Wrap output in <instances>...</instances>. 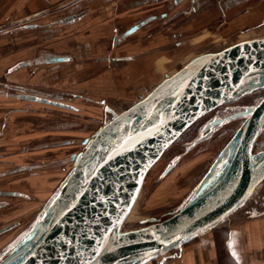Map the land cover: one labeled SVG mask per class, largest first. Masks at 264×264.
<instances>
[{"label": "rangeland", "instance_id": "rangeland-1", "mask_svg": "<svg viewBox=\"0 0 264 264\" xmlns=\"http://www.w3.org/2000/svg\"><path fill=\"white\" fill-rule=\"evenodd\" d=\"M42 1L0 0V26L6 23L0 28V83L6 84L0 87V230L7 227L0 233V260L42 221L73 169L70 156L84 148L83 138H92L112 118L106 105L120 113L193 58L264 37V0H252L249 11L237 8L223 13L215 6L211 13L206 11L208 15L199 12L177 19H173L174 11L170 18L161 17L160 13L168 11L166 3L150 2L128 10L123 8L127 0H72L70 6L66 0ZM113 5L115 10L110 11ZM77 7L88 12L72 24H58L50 32L44 28L36 33L23 30L30 23L47 25L60 20ZM35 11L40 13L31 16ZM13 13L17 16L10 20ZM154 13L159 19L123 36L126 29ZM47 54L67 55L70 61L47 65L42 63ZM37 57L40 65L13 70ZM21 95L57 101L73 109L21 99ZM263 98L264 90L246 95L185 131L148 173L124 230L162 221L201 189L216 184L230 157L234 135ZM212 121H216L213 127ZM207 126L211 128L205 132ZM64 140L73 143L59 144ZM263 150L264 130L253 152ZM218 157L222 159L211 170ZM27 166L31 168L21 170ZM18 169L21 171L11 172ZM7 191L20 195L1 194ZM260 213H264V182L221 224ZM30 242L21 243L17 250Z\"/></svg>", "mask_w": 264, "mask_h": 264}, {"label": "water", "instance_id": "water-1", "mask_svg": "<svg viewBox=\"0 0 264 264\" xmlns=\"http://www.w3.org/2000/svg\"><path fill=\"white\" fill-rule=\"evenodd\" d=\"M78 8L60 20L47 25L30 23L23 30L44 28L50 32L58 24H72L88 12ZM152 18L129 27L123 36ZM68 61L67 55L47 54L42 63ZM40 64L37 57L19 63L13 70ZM5 86L0 83V87ZM259 90H264V37L192 59L118 114L106 105L112 118L100 125L92 138H83L84 148L70 156L73 169L35 229L41 231L22 250L16 249L32 233L14 245L0 264H148L220 225L264 182V150L259 152V162L254 164L252 157L255 141L264 130V98L234 135L230 157L210 190L200 197L197 193L162 221L124 230L148 173L185 131L219 107ZM20 98L73 109L34 95ZM72 143L64 140L59 144ZM221 159L217 158L211 170ZM1 194L20 195L11 191ZM5 230L7 227L0 233Z\"/></svg>", "mask_w": 264, "mask_h": 264}, {"label": "crops", "instance_id": "crops-1", "mask_svg": "<svg viewBox=\"0 0 264 264\" xmlns=\"http://www.w3.org/2000/svg\"><path fill=\"white\" fill-rule=\"evenodd\" d=\"M151 17L159 19V16H147L133 26ZM230 221L231 224H221L200 233L180 249L164 254L148 264H264V213Z\"/></svg>", "mask_w": 264, "mask_h": 264}, {"label": "flooded vegetation", "instance_id": "flooded-vegetation-1", "mask_svg": "<svg viewBox=\"0 0 264 264\" xmlns=\"http://www.w3.org/2000/svg\"><path fill=\"white\" fill-rule=\"evenodd\" d=\"M45 1L48 2V0H44V1H42V3H44ZM66 1H67V2H65V3H67L66 5L70 6L73 2H76V1H80L81 2L83 0H73V2H72V0H66ZM247 1H249V0H159V1H156L155 3H166L165 6L168 9H165V10H168V11L160 13V15H164L165 14L164 18H166V17L170 18L171 17V13L170 12L174 11L175 12V17H173V19L174 18L177 19L179 17H183V16L185 17L186 15L198 14L199 12H202V14H207L208 15L207 12L211 13L212 9L215 8V6H220L219 9L221 8L220 11H222L223 13H226L227 11L234 10V9H237V8L246 9L248 7L249 9H252V7L250 5H247ZM148 3H150L149 0H127L126 4H123V6H124L123 8L129 10V9L135 8L136 6L144 7ZM184 4H185V8L182 7V5H184ZM66 5H64V6L67 7ZM116 8H118V7L116 6ZM201 8H202V10H200ZM113 10H115V6L114 5H113V9L110 10V11H113ZM3 11H4V9H3ZM108 11H109V9H108ZM203 12H206V13H203ZM32 13L33 14L31 16H33L35 14H38L40 12L35 11V12H32ZM152 15L153 16H158L156 13H154ZM16 16H17V14L13 13V14H11L9 16V19L11 20L13 18H16ZM149 16H151V14ZM155 19H153V20H155ZM5 24L6 23H4L2 26H0V28L4 27ZM146 25H144V26H146ZM141 27H143V25ZM139 30H140V26H139ZM233 102H236V100L232 101L230 103H227V104H225V105H223L221 107H225L228 104H231ZM221 107H219V108H221ZM245 111L246 110H244L242 112H245ZM214 122L212 121L210 123L212 125V127L216 124V121H214ZM210 128L211 127L207 126V128H205L204 131L206 132ZM202 132H203V130H202ZM205 135H207V134H205ZM205 137H207V136H205Z\"/></svg>", "mask_w": 264, "mask_h": 264}, {"label": "bare ground", "instance_id": "bare-ground-1", "mask_svg": "<svg viewBox=\"0 0 264 264\" xmlns=\"http://www.w3.org/2000/svg\"><path fill=\"white\" fill-rule=\"evenodd\" d=\"M252 40H253V39H252ZM246 41H250V40H246ZM243 42H245V41H243ZM239 43H242V42H239ZM236 44H238V43H236ZM233 45H235V44H233ZM233 45H231V46H233ZM229 47H230V46H229ZM226 48H228V47H226ZM224 49H225V48H224ZM222 50H223V49H222ZM219 51H221V50H219ZM219 51H215V52H219ZM201 55H202V54H201ZM199 56H200V55H199ZM197 57H198V56H197ZM195 58H196V57H195ZM193 59H194V58H193ZM174 74H175V73H174ZM174 74H173V75H174ZM170 76H172V75H170ZM165 78H166V77H165ZM164 80H165V79H164ZM164 80H162V81H164ZM160 83H161V82H160ZM152 90H153V89H152ZM152 90H151V91H152ZM151 91H150V92H151ZM148 94H149V93H148ZM148 94H147V95H148ZM145 97H146V96H145ZM145 97H144V98H145ZM142 98H143V97H142ZM132 104H133V102H132L131 104H129L127 107H125V108L130 107ZM125 108H123V110H124ZM117 114H118V113H117ZM252 157H253V162H254V164L257 163V162H259L260 159H261V155H259V153L254 154ZM217 176H218V175H217ZM213 179H214V178H213ZM213 179H212V180H213ZM214 185H215V184H214ZM214 185H212V186H210V187H207V188L204 189L203 191H202V189H201L200 192H201V191H202V192H201V193L199 192L197 196L200 197V196L203 195L205 192H207L208 190H210ZM136 204H137V203H136ZM135 206H136V205H135ZM133 211H134V209H133ZM133 211H132V212H133ZM131 215H132V213H131L130 216L128 217L127 222L129 221ZM47 222H48V219H47L46 223H47ZM40 231H41L40 229H37V230H35V231L32 233V234H33V237H32V239H31V241H32V240H33V239L39 234ZM32 234H31V236H32ZM25 241H26V240H25ZM25 241H24V242H25ZM24 242H22V243H24ZM21 245H22V244H21ZM19 247H20V246H19ZM19 247H18V248H19ZM18 248H17V249H18ZM17 249H16V250H17ZM19 250H20V249H19ZM19 250H18V251H19Z\"/></svg>", "mask_w": 264, "mask_h": 264}]
</instances>
